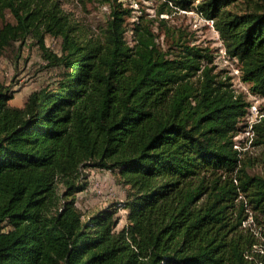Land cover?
<instances>
[{"label":"trees","instance_id":"1","mask_svg":"<svg viewBox=\"0 0 264 264\" xmlns=\"http://www.w3.org/2000/svg\"><path fill=\"white\" fill-rule=\"evenodd\" d=\"M99 1L107 26L84 39L56 2L0 0V15L18 21L0 28V55L29 24L62 38L60 53L44 54L56 81L23 106L0 82V264H264V169L251 173L258 158L235 147L248 100L215 72L209 47L179 33L164 49L143 16L131 44L133 9ZM170 3L212 19L242 80L264 95V3ZM88 167L118 174L129 186L122 204L85 217L77 194Z\"/></svg>","mask_w":264,"mask_h":264},{"label":"rangeland","instance_id":"2","mask_svg":"<svg viewBox=\"0 0 264 264\" xmlns=\"http://www.w3.org/2000/svg\"><path fill=\"white\" fill-rule=\"evenodd\" d=\"M56 2L73 22L77 33L84 39L96 38L103 34L110 14V6L99 0H42ZM125 7L132 8V14L127 18V39L133 44V22L139 16L154 20L153 25L157 34V42L164 49L172 44L173 36L185 33L190 44L209 47L214 54L213 64L215 72H222L230 77V82L237 93H242L249 102V109L262 110L264 95L250 91L249 84L242 80L238 60L229 56L223 45V40L216 30L214 23L205 18L195 9L185 10L171 3L167 6L166 0H118ZM200 0H196V3ZM256 1V0H253ZM264 3V0H257ZM166 9L165 12H162ZM163 19V20H162ZM17 17L10 9H5L0 15V28L6 23L17 24ZM62 38L45 33L40 26L29 24V30L24 36L13 40L0 55V82L14 90L15 96L11 104L23 106L31 92L43 86L53 84L59 74V69L47 65L44 57L46 51L60 53ZM250 112V111H249ZM247 119L240 123V131L236 135L238 149H249V157L258 158V164L251 167V173L263 171L261 158L264 148L251 147L247 131ZM245 126V127H244ZM257 162V161H256ZM83 176H87L88 185L84 191L77 194V204L85 217L111 204H122L125 200L128 185L119 178L117 173L101 168H85ZM120 222L118 228L126 223V210L119 209ZM250 221H246L249 225ZM264 250L261 243L257 246Z\"/></svg>","mask_w":264,"mask_h":264},{"label":"built area","instance_id":"3","mask_svg":"<svg viewBox=\"0 0 264 264\" xmlns=\"http://www.w3.org/2000/svg\"><path fill=\"white\" fill-rule=\"evenodd\" d=\"M209 20L212 24L214 23V21L212 19H209ZM261 113H262L261 110L253 111V109L251 110L248 108V112H247V115L245 116V118L247 119V123H248L247 124V131H248V135H249V144L251 143V140L254 136V131H253L252 125H253V123L257 122L260 119ZM250 146H251V144H250Z\"/></svg>","mask_w":264,"mask_h":264}]
</instances>
